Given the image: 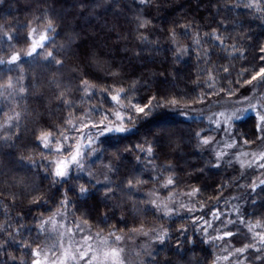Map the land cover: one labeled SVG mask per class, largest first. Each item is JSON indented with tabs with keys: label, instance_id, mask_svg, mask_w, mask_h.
<instances>
[{
	"label": "trees",
	"instance_id": "1",
	"mask_svg": "<svg viewBox=\"0 0 264 264\" xmlns=\"http://www.w3.org/2000/svg\"><path fill=\"white\" fill-rule=\"evenodd\" d=\"M40 31L44 46L28 55ZM5 32L19 59L9 62L0 46L8 60L0 88L6 67L17 65L23 91L9 89L0 108V264H33L50 241L43 222L58 213L98 236L157 235L132 264H216L226 245L243 249L246 264H264V184L247 189L250 175L209 148L218 129L182 114L264 82V0H0ZM117 92L125 131L94 137L83 167L57 183L51 162L65 156L50 154L39 134L56 140L64 131L68 153L77 133L67 121L98 117L92 104L113 121L109 93ZM232 134L238 148L254 150L263 141L259 116L233 120ZM234 194L242 222L228 212Z\"/></svg>",
	"mask_w": 264,
	"mask_h": 264
},
{
	"label": "rangeland",
	"instance_id": "2",
	"mask_svg": "<svg viewBox=\"0 0 264 264\" xmlns=\"http://www.w3.org/2000/svg\"><path fill=\"white\" fill-rule=\"evenodd\" d=\"M43 33L46 32L40 31V33H36L33 36L32 42L33 40L38 41L40 34ZM9 38L10 35L7 32H5V34H0L1 49L6 48ZM39 48L40 46H37L35 52H37ZM8 49L9 50L6 57L8 56L9 60H11V57L17 55V53L12 48ZM3 56L4 55H0V61H3ZM9 62L15 61L11 60ZM4 63H0V65ZM6 68L8 71H10L11 76L8 83L11 82L12 87L0 88V93H2V95H0V108H3L4 102L10 98V96L7 94L9 89H11L12 93L16 92L17 94L21 92V89H23L22 74L19 70V67L15 65L12 68ZM262 81H264V79H262ZM263 83L264 82L260 84V82H257L248 90L240 94L237 98L229 99L228 101H215L200 108L184 109L182 113L194 116L196 118L205 119L218 129L219 134L214 139H211L208 143L210 150L213 152L217 160H227L233 162L238 167V171L243 177H246L247 174H249V182H243V185H248L251 188H254L260 184H264V159L261 158L264 156V119H262V117H264ZM109 95V97H111L112 94L109 93ZM86 103L88 104V101H86ZM92 107L101 108L98 104H92ZM109 109L113 112L111 116L113 121H111L108 117V119L104 120L103 122L108 124L111 121L113 126H115L119 123V120L114 119V117L115 113L117 112L121 114L120 106L111 100ZM249 113H256L259 116L260 126L263 132V141L261 144L254 150L250 151L238 148L236 140L232 134L233 120L237 119V117H243ZM7 117L8 118H5V121H3L4 125L7 124V121H10V116L7 115ZM101 119V115L97 117L93 114L89 116L87 115L78 122H73L72 124L78 125L80 127V131H75L77 133L75 142L81 146L86 144V139H83L85 134L82 132L93 128L92 124L100 121ZM83 151L84 149L82 148V153ZM71 167L72 165L68 168V172ZM252 171H254V173L250 174ZM249 187L246 186L247 189ZM241 197V194H234L232 196L230 207L228 208V212L231 215L233 214L239 222H242L241 211L244 204V202L241 200ZM187 200L189 201V199ZM181 202L186 201H176L174 204H179ZM218 214L221 215V213ZM63 215L64 213L54 214L48 220L47 228L50 235V241L46 248L40 251L38 259L40 260L41 264H52L54 259L59 261L65 251H67L69 254L67 257H64V259L67 260V264H86L84 260L79 259V252L87 251L89 255L95 254L97 257H100L102 255V250H106L105 246L102 244V241L105 239H107L109 242L110 247L122 249L120 258L122 259L123 264H132L134 260L143 255L144 251L148 252L151 250L150 246H152V242L157 237V235L154 236L153 232H144L136 237L131 238L119 236L121 239L117 241L115 240V237L101 235L98 236L97 234L92 233L82 224H72L71 222L67 221L66 216ZM213 217H215V215ZM230 217L231 216L227 218V221H233ZM89 245H91V247H89ZM73 256L76 257V259H72ZM216 256L218 260L216 264H246V262L240 258V251L229 249L227 245L218 248Z\"/></svg>",
	"mask_w": 264,
	"mask_h": 264
},
{
	"label": "snow or ice",
	"instance_id": "3",
	"mask_svg": "<svg viewBox=\"0 0 264 264\" xmlns=\"http://www.w3.org/2000/svg\"><path fill=\"white\" fill-rule=\"evenodd\" d=\"M142 2L151 3V0H142ZM49 28H51V23H49ZM35 31L36 30L34 29L33 32H35ZM46 39H47V35H46V33H43V34H40L38 41L33 40L32 48H31L30 52L28 53V55H31L33 52H35L37 46L43 47L44 41ZM46 55L49 57H52L51 52H47ZM18 59H19L18 54L11 57L12 61H16ZM53 59L55 60V57H53ZM56 62L59 63V61H56ZM0 63H4V61H0ZM257 75L258 76H264V69H261L260 72L257 73ZM256 78H257V76L252 77L253 80ZM83 84L85 85V87L82 90L84 92L88 93L89 95H92V93L90 91V86L88 85V82L84 81ZM5 87L11 88L12 87L11 82H9L8 85H6ZM21 91H23V89H21ZM0 95H2V93H0ZM110 99L119 105L120 100H121V96H120L119 92H117L116 94L111 95ZM124 99H127V97H124ZM173 103H175V101H173ZM132 108H133L134 112L142 113L145 111L144 107H137L136 105H133ZM90 112H94L96 115L102 116V119L100 121L92 124L93 128L99 129V132L98 133H89L86 137V139L88 141L87 144H84L82 146L77 144L74 140L71 145H68V147H69L68 153L63 152V148L65 147V145L67 144V141L69 139V137L67 135H65L64 131H61L59 133V136L61 137V139H56V140L52 139V133L51 132H41L38 136V139L40 140L43 147L49 148L50 145L52 146L50 149V154L55 153V154H61V155L65 156L64 159H60V160H56V161L51 162V164L54 165V167L50 166V170L53 171L54 176L57 178V180H56L57 183H59L60 180H62L63 178H65L68 175L67 170L71 165L74 164L78 168L83 167L82 160H81V157L83 154L82 148L88 149L89 151H91V146L94 143V137L102 136V135H105L106 133H119V132L125 131L124 116L121 115L119 112L115 113L114 119L119 120V123L116 124L115 126H113V123L111 121L108 124H105L103 122L104 120L108 119V113L103 112L102 108H92V109H90ZM18 116H19V114H17V118H18ZM128 118H129V120L131 119L130 116ZM239 118L240 117H237V119H239ZM262 119H264V117H262ZM67 123L71 126L72 130L80 131V127L78 125L72 124L71 120L67 121ZM85 126H87V125H85ZM148 153L149 154L151 153V149L148 150ZM261 158L264 159V156H262ZM167 183L171 184L172 180L169 178ZM81 190L83 191L84 189H81ZM168 211L171 212L172 210L169 209ZM43 223H48V222L45 221ZM43 223L41 225L42 227H43ZM109 235L115 236L114 233H110ZM225 235H231V233H225ZM120 239H121V237L115 236V240L119 241ZM260 239H261V241H264V236H261ZM102 244L105 246L106 250H102V255L100 257H97L95 254L89 255L87 253V251H81V252H79V259L84 260L86 262V264H123V261L120 258V253H121L122 249L110 247L107 239L103 240ZM89 247H91V245H89ZM237 251L242 252L243 249H238ZM32 254L35 256L40 255V253L38 251H35ZM68 255H69L68 252L65 251V253L61 257V259L59 261L54 259L52 261V264H67V260L64 259V257H67ZM72 259H76V257L73 256ZM33 264H41V262L39 259H37V260L33 261Z\"/></svg>",
	"mask_w": 264,
	"mask_h": 264
}]
</instances>
